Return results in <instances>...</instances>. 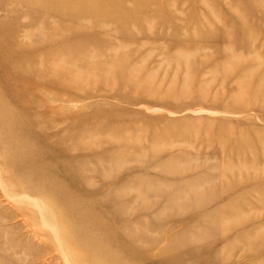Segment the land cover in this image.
<instances>
[{
  "label": "rangeland",
  "instance_id": "374dc122",
  "mask_svg": "<svg viewBox=\"0 0 264 264\" xmlns=\"http://www.w3.org/2000/svg\"><path fill=\"white\" fill-rule=\"evenodd\" d=\"M0 264H264V0H0Z\"/></svg>",
  "mask_w": 264,
  "mask_h": 264
},
{
  "label": "bare ground",
  "instance_id": "6f19581e",
  "mask_svg": "<svg viewBox=\"0 0 264 264\" xmlns=\"http://www.w3.org/2000/svg\"><path fill=\"white\" fill-rule=\"evenodd\" d=\"M34 200V199H33ZM34 201H39V200H34ZM23 202H25V201H23ZM36 206H38V204H36ZM39 207V206H38ZM43 210H47V208L44 206V209ZM45 213V212H44ZM42 215H44L43 213H42ZM46 222V220H43V222ZM49 222V221H48ZM51 222V221H50ZM56 223V222H55ZM48 224V223H47ZM54 225V224H53ZM52 225V226H53ZM48 226V225H47ZM52 226H50V227H52ZM55 227V226H54Z\"/></svg>",
  "mask_w": 264,
  "mask_h": 264
}]
</instances>
